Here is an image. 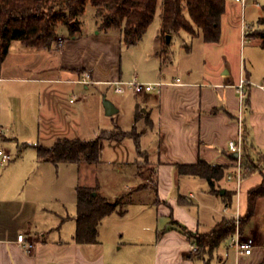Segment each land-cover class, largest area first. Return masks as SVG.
I'll return each mask as SVG.
<instances>
[{
  "label": "crops",
  "instance_id": "1",
  "mask_svg": "<svg viewBox=\"0 0 264 264\" xmlns=\"http://www.w3.org/2000/svg\"><path fill=\"white\" fill-rule=\"evenodd\" d=\"M82 15L75 33L66 24L57 25L58 39L51 47L36 48L14 39L0 61V147L12 159L16 157L0 165L4 166L0 169V264H263L264 197L258 199L255 214L241 230L253 239L251 253L237 255L230 238L201 256L191 246L196 245L194 234L210 231L223 217L245 215L248 191L264 180V71L256 72L250 60L245 72L242 58L235 63L228 44L233 38L246 42L247 36L252 45L264 47L262 38L251 34L263 30L264 22L259 20L263 28L245 29L244 33L241 26L231 31L221 28L218 41H205L201 33H170V40L162 44L159 15L158 27L141 52L143 59H135L138 66H146V74L133 76L163 83L151 91L137 93L130 88L108 97L118 110L106 114L111 123L101 129L134 130L136 136L103 140L99 163L55 165L38 156L36 145L51 146L58 137L88 140L76 133L78 126H73L70 117L73 111H65L60 86L83 84L88 88L92 83L107 87L111 81L130 79H124L122 46L131 45L124 42L121 30L100 29L95 13L88 29ZM147 32L148 28L138 42H144ZM182 32L189 40L202 37L206 54L216 55L218 65L206 76L193 75L189 66L182 76L168 71L171 61L166 63L165 58L171 60L170 42ZM183 41L191 51L192 44ZM86 74L91 82L78 81ZM241 78L249 81L242 104L236 88ZM76 98L73 91L66 100ZM239 132L242 153L246 143L250 157L262 159L237 187L226 175L234 169L236 158L228 142L237 139ZM113 151L116 158H110ZM141 158L147 171L153 172L152 185L146 180L147 173L138 170ZM199 159L224 167L219 192H212L205 178L178 172L177 164ZM109 161L118 171L114 179L107 184L97 179L88 184L73 181L71 198L68 185L58 174L55 179V166ZM195 182L201 190L186 192L188 184ZM77 185L97 186L110 199L125 194L130 198L124 213L115 211L102 219L96 242L75 238ZM225 191H235L230 204ZM193 200L196 210L190 207ZM130 208L139 216L127 228L121 223ZM19 233H24L31 247L17 240Z\"/></svg>",
  "mask_w": 264,
  "mask_h": 264
},
{
  "label": "trees",
  "instance_id": "2",
  "mask_svg": "<svg viewBox=\"0 0 264 264\" xmlns=\"http://www.w3.org/2000/svg\"><path fill=\"white\" fill-rule=\"evenodd\" d=\"M87 3L95 7V16L100 29L118 28L127 45L136 44L143 37L153 21L158 0H0V61L7 54L12 40H20L28 46L49 48L58 39L57 25L66 24L70 33L80 29V16ZM226 10V0H162L160 11V33L162 44H166V35L186 31L192 36L198 33L205 41H218L221 35V18ZM264 22V16L260 17ZM255 36L262 38L264 29ZM245 103V100H244ZM244 131V129H243ZM136 136L134 130H101L92 139L78 137H58L51 146L36 145L38 156L57 165L59 162L96 164L100 162L103 140H120L125 136ZM137 142V138H136ZM243 132V144H244ZM246 144V143H245ZM244 144L242 164L257 167V162L264 157L251 158L249 148ZM179 173L205 178L212 192L221 189L219 181L224 177V167L211 164L203 159L195 163L177 164ZM77 227L78 242H96L102 219L118 211L124 213L130 198L121 195L110 199L98 192L97 186L77 185ZM235 191H225L227 204H230ZM264 197V180L248 191V208L240 216L239 229L256 212L259 198ZM235 217H223L206 233L193 235L198 255L212 251L222 241L230 238L236 231ZM264 264V260H263Z\"/></svg>",
  "mask_w": 264,
  "mask_h": 264
},
{
  "label": "rangeland",
  "instance_id": "3",
  "mask_svg": "<svg viewBox=\"0 0 264 264\" xmlns=\"http://www.w3.org/2000/svg\"><path fill=\"white\" fill-rule=\"evenodd\" d=\"M161 2L162 0H158L155 16L148 27V32L144 38L145 40L143 39L144 42H138V44L131 45L129 47H127L125 44L122 46V55L124 59L123 68L125 70L124 79H131L135 73H138L140 77L146 74V66H138L139 64L136 63L135 59H143L144 54L141 52L145 49L144 47H146V43L151 38V34L158 27ZM94 13V5L87 3L86 9L81 18L85 22V25L88 29L93 23ZM263 15L264 0H247L243 11L241 10L240 5L235 2V0H226V10L221 18V28H227L229 31H231L230 29L241 26L242 22L244 24V29L246 30L250 28H263V24L259 22L260 17ZM257 31L258 30H253L251 34L253 35ZM245 38L247 40L246 42H242L238 38H233L231 40L229 39L228 41L234 62L239 63V57H241L242 66L244 68L245 65L246 72L248 69H250V60H252V65L254 66L255 71L261 73L264 71V47L259 45L254 46L251 44V40L247 36H245ZM183 39H186L189 45L192 44L191 51L187 50V48L184 46L185 42ZM202 45H204V40L200 36L199 38L189 40L186 36V33L182 32L180 36L175 35L170 42V49L172 50V53L170 54L171 60H168L170 59L168 57L165 58L166 63L171 61L170 67L168 69L170 74L182 76V74H184V69L189 66L193 68V75L202 77L206 76V74L211 71V68H216V65H218L216 55H207L205 49L203 48L204 46ZM60 89L62 91L60 99L63 101V106L66 108L65 111L67 114L73 111L70 117L75 121V125L73 124V126H78L76 132L77 134H81L83 138L87 139L95 138L102 128H107L110 125L111 118L105 114L103 100L104 98H112L119 95L114 91L113 86L106 87L105 85L89 83L88 88H85L83 84H78L76 86L73 84H62ZM73 91L77 93V98L74 102H69L66 99H68L70 93ZM124 117L126 121L128 117ZM109 154L110 158L117 157L114 151ZM15 159L16 157H14L11 162L15 161ZM11 162L9 161V163ZM9 163L7 161V164ZM3 167L4 166H1L0 169ZM60 167L61 168L58 169V167L55 166V179H57L58 174L61 182L65 185H68L69 188L66 192L70 198L73 196V181L76 182L77 180H80L81 184H88L95 183L97 179L99 183L103 182L107 184L108 181L114 179V175H116L118 172L115 164L110 161L102 165L80 166L78 164H66L61 165ZM147 168L146 161L141 158V160L138 162V170L142 173H147L146 180L150 185H152L151 180L153 178V172L147 171ZM251 169L252 167L245 166L244 172H249ZM188 185H190V187L187 186L188 191L186 192H189V190L199 192L201 190V185L197 182ZM234 204L235 203H233V206ZM190 207L193 210H196L195 201L193 205H190ZM205 209L207 210L208 208ZM134 211L135 210H133V208L128 210L121 225L127 228L133 226L136 216H139L138 213ZM242 237L246 238L249 236L243 235Z\"/></svg>",
  "mask_w": 264,
  "mask_h": 264
},
{
  "label": "built area",
  "instance_id": "4",
  "mask_svg": "<svg viewBox=\"0 0 264 264\" xmlns=\"http://www.w3.org/2000/svg\"><path fill=\"white\" fill-rule=\"evenodd\" d=\"M236 3H238L241 7V10L243 11L247 0H235ZM241 28L243 33L245 32L244 29V24L243 22L241 23ZM59 43H61V39L59 38ZM78 81L82 82V83H89L91 82L90 79V74H86L84 77H82L81 79H79ZM179 81V78H176V82ZM163 82L161 81H143L140 80L136 75L133 76L131 79L129 80H121V79H117L114 81H111L110 84L113 86V89L115 92L117 93H123L125 92L127 89H133L135 92L137 93H141L143 91H151L155 88H158ZM249 83V81L245 78H241L239 83L236 85L237 91L239 93L240 96V101L241 104L246 96L245 93V86ZM262 87H264V85H261ZM74 97H72L70 99V101H73ZM228 147L230 149V151L232 152H237L238 155L235 158V167L232 171L228 172L226 177L228 180H233L235 181L237 187L240 185V182L243 178V171H244V166L242 164V150H243V146H242V134L239 132V136L237 139H231L228 142ZM12 159V155L5 151L2 147H0V165L4 164L5 162L9 161ZM224 210H226V207L224 208ZM236 219V223H237V228L235 233L230 237V245L233 246L236 250L237 255L239 254H249L251 253V248L253 245V239L251 237H246L243 238L242 236L244 235L243 232L239 229V219L240 216L236 215L235 216ZM17 240L22 243L26 248L31 247V243L29 241L26 240L24 233H19L17 235ZM192 250H197V246L196 245H192L191 246Z\"/></svg>",
  "mask_w": 264,
  "mask_h": 264
},
{
  "label": "water",
  "instance_id": "5",
  "mask_svg": "<svg viewBox=\"0 0 264 264\" xmlns=\"http://www.w3.org/2000/svg\"><path fill=\"white\" fill-rule=\"evenodd\" d=\"M171 38L170 34L166 35V40L169 41ZM103 105H104V110H105V114L107 115H111L115 112H117L118 108L115 106V104L108 98H104L103 100ZM235 157H237L238 153L234 152ZM221 192H223L221 190Z\"/></svg>",
  "mask_w": 264,
  "mask_h": 264
}]
</instances>
